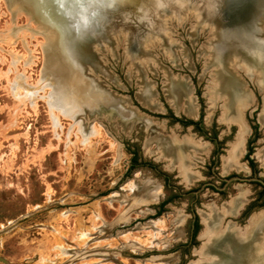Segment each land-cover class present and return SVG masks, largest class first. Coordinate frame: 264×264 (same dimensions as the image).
I'll return each mask as SVG.
<instances>
[{
	"label": "rangeland",
	"instance_id": "1",
	"mask_svg": "<svg viewBox=\"0 0 264 264\" xmlns=\"http://www.w3.org/2000/svg\"><path fill=\"white\" fill-rule=\"evenodd\" d=\"M13 5L0 0L1 256L11 264H193L201 259L203 217L211 208L243 195L242 206L223 219L239 227L264 210L262 74L232 56L224 59L253 99L241 112L248 132L239 167H225L239 127L224 119L220 99H209L214 35L197 25V16H167L166 40L142 44L134 61L123 36L114 35L113 45L96 43L110 74H100V82L134 114L126 120L96 115L102 131L88 142L68 134L71 121L64 116L54 134L44 96L53 89L41 90L39 77L44 72L55 84L48 62L56 58L43 49L40 25ZM171 81L188 83L194 113L169 96ZM146 84L149 102L141 93ZM167 138L200 148L190 155L188 176L162 154L159 140ZM133 180L141 182L140 193L127 190Z\"/></svg>",
	"mask_w": 264,
	"mask_h": 264
},
{
	"label": "bare ground",
	"instance_id": "2",
	"mask_svg": "<svg viewBox=\"0 0 264 264\" xmlns=\"http://www.w3.org/2000/svg\"><path fill=\"white\" fill-rule=\"evenodd\" d=\"M112 1L13 0L16 7H20L25 12L24 14L31 15L43 29L42 33L45 38L43 49L45 53L51 50L53 52L51 56L56 58V60L49 59L48 62L55 84L52 85L45 78L44 72L41 76L39 75V84L42 83L41 90L45 87L53 89L44 96L49 108L50 120L53 122L54 134V129H56L61 117L64 116L71 121L68 134L74 132L77 139L89 142L92 137L102 131V125L94 120L96 115L100 116L103 111H106L126 120L134 114L123 104L122 99L108 90L107 86L99 79L100 74L109 75V77L110 74L104 66L103 57L98 54L95 48L96 43H93L92 29H96L94 25L100 6L102 4L109 5ZM231 3L237 8L239 7L240 10L242 9V14L239 12L240 17L238 18L241 27H235L233 32H230L235 35L237 46L234 48L233 53L228 54V56H232L236 60H242L244 59L242 56H245L247 59L242 60L245 65L257 68L258 66L264 67L262 62L264 60V37L259 38L256 35L259 30L256 29L257 23L260 19H264V1L231 0ZM253 7L254 11L247 18V13L253 10ZM258 13L263 15L259 14L261 16L256 20V17L253 18L252 15H258ZM183 14H185L184 18L190 16V14L193 15L191 11H186ZM114 20H119V16L111 19V21ZM172 22L174 20L170 19L169 23ZM108 25L109 23H103L100 27L105 29ZM260 29L259 32H264L263 28ZM43 35L41 36L43 37ZM133 54L136 53L133 52ZM211 56L207 57L211 72L214 70L211 79L213 88L212 90L210 88L208 92L209 99L211 103L220 99L225 112L224 119L235 122L239 127L237 139L232 144L229 156L225 157L223 162L225 167L238 168L237 158L242 151L245 135L248 132V128L242 120L241 112L251 104L253 99L238 78L235 67L230 66V64L225 65L224 59L228 56L219 55L217 60L214 59V56ZM248 57H252L254 62L251 61L252 58L249 62ZM256 57L259 61L261 60L259 64L255 60ZM257 68L254 69L259 71ZM261 76L258 81L264 83V75ZM260 87L262 88L263 85H260ZM166 90L177 105L186 102L187 111L189 113L195 112V105L188 100V97H190L188 83L171 81ZM151 91V86L149 87L146 84L145 90L141 92L147 102H149V98L151 99L149 97L152 94ZM32 92L34 93V91ZM260 120L264 124V111L260 115ZM159 141L162 154L164 153V156L168 157L185 176H188L190 174L188 172L189 165L191 164L190 155L200 148L190 140L175 142L167 138V140L162 139ZM259 152L264 160V148ZM140 184L141 182L138 180L130 181L127 190L134 194L140 193ZM244 199V196L239 194L221 208H211L212 211L204 215L203 223L205 227L202 236L205 242L200 251L201 259L193 264H264V210L254 214L244 227L235 226L233 222L223 224L224 217L235 214L238 208L242 206ZM149 227L151 228L144 229L146 231L153 230L152 224ZM64 251L69 253L68 250ZM95 261L92 260L83 264H96Z\"/></svg>",
	"mask_w": 264,
	"mask_h": 264
},
{
	"label": "water",
	"instance_id": "3",
	"mask_svg": "<svg viewBox=\"0 0 264 264\" xmlns=\"http://www.w3.org/2000/svg\"><path fill=\"white\" fill-rule=\"evenodd\" d=\"M186 11H191L194 16L198 17L197 25L203 23L213 32L211 55L215 60L219 58V55L228 56L233 53L237 44L235 35L230 32H233L235 27H241L238 18L240 17L239 12L242 14V9L234 7L231 0H113L109 5L102 4L97 11L96 24L94 25L96 29H92L95 38L93 43L100 45L101 42H106L113 45L114 35L123 36L122 38L126 42L125 52L134 61L132 54L133 52L142 53V44L144 45L147 41L155 38L161 39L162 37L166 40L164 33L167 31L165 28L167 16L180 17L185 15L183 13ZM118 16L119 20L111 21L112 18ZM103 23H109V25L103 29L100 27ZM257 24L260 30L261 27H264V19H260ZM259 30L256 33L257 37H264V32H259ZM167 49L170 51L169 48ZM242 57L244 58L242 60L247 59L245 56ZM146 58L151 59L152 57L150 55L149 58L147 55ZM251 58L248 57L249 62ZM255 60L257 64L261 61L257 57ZM251 61L254 62V59L252 58ZM262 62L264 65V60ZM252 68L257 67L250 66V71ZM257 69L264 75L263 66H258ZM236 72L238 73V69ZM245 73L250 78L249 73L252 72L247 73L245 70ZM242 83L245 84L243 81ZM256 85L260 90L258 84ZM0 261L4 264H11L7 258L1 255Z\"/></svg>",
	"mask_w": 264,
	"mask_h": 264
},
{
	"label": "trees",
	"instance_id": "4",
	"mask_svg": "<svg viewBox=\"0 0 264 264\" xmlns=\"http://www.w3.org/2000/svg\"><path fill=\"white\" fill-rule=\"evenodd\" d=\"M197 228H198V224H197V222H195V229H194V232H196Z\"/></svg>",
	"mask_w": 264,
	"mask_h": 264
},
{
	"label": "flooded vegetation",
	"instance_id": "5",
	"mask_svg": "<svg viewBox=\"0 0 264 264\" xmlns=\"http://www.w3.org/2000/svg\"><path fill=\"white\" fill-rule=\"evenodd\" d=\"M232 170H235V169H232ZM243 208V207H242ZM241 211V210H240ZM195 222H197V219L195 218V221H194V229H195ZM198 224V222H197Z\"/></svg>",
	"mask_w": 264,
	"mask_h": 264
}]
</instances>
